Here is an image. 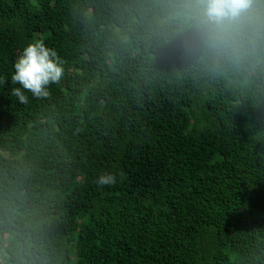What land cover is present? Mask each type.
Listing matches in <instances>:
<instances>
[{
	"label": "trees",
	"instance_id": "obj_1",
	"mask_svg": "<svg viewBox=\"0 0 264 264\" xmlns=\"http://www.w3.org/2000/svg\"><path fill=\"white\" fill-rule=\"evenodd\" d=\"M195 15L0 0V264H264V0L235 50ZM41 38L64 76L22 105L14 63Z\"/></svg>",
	"mask_w": 264,
	"mask_h": 264
},
{
	"label": "clouds",
	"instance_id": "obj_2",
	"mask_svg": "<svg viewBox=\"0 0 264 264\" xmlns=\"http://www.w3.org/2000/svg\"><path fill=\"white\" fill-rule=\"evenodd\" d=\"M195 9V19L206 32V40L213 49L235 50L241 39V29L254 0H189ZM64 62L54 49L45 46L43 39L30 43L14 63L12 84H19L11 95L22 105L29 103L25 91L34 98L49 96L48 87L64 76ZM6 81L0 78V83ZM114 174H102L98 185L115 184Z\"/></svg>",
	"mask_w": 264,
	"mask_h": 264
}]
</instances>
